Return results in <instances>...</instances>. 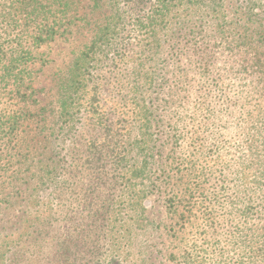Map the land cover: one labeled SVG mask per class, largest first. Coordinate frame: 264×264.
I'll use <instances>...</instances> for the list:
<instances>
[{
	"label": "rangeland",
	"instance_id": "1",
	"mask_svg": "<svg viewBox=\"0 0 264 264\" xmlns=\"http://www.w3.org/2000/svg\"><path fill=\"white\" fill-rule=\"evenodd\" d=\"M70 2L64 27L68 32L38 49L31 64L38 105L21 130L23 146L2 153L0 255L7 244H19L7 264H61L58 240L68 238L76 264H102L106 231L115 223L110 226L109 218L118 219L120 212L126 237L114 264H175L183 248L192 245H208L209 252H216L215 264H242L243 257L247 264L252 258L255 264H264V159L253 161L250 171H242V116L260 105L253 101L242 111V92L253 80L242 72V58L255 56L229 55L215 41L220 36L216 32L224 28L242 34V27H248L254 38H264V10L248 13L245 0L181 6L174 16L180 18L169 27L172 30L161 35L160 45L151 44V50L147 43L138 42V33L131 28L123 34L120 53L95 71L77 95V106L71 107L77 118L70 123L73 130L63 147L69 186L55 196L51 224H40L46 223L48 214L41 218L44 208L35 212V190L48 166L60 159V85L112 13L107 6L96 8L92 0ZM201 27L214 38L208 40L214 52L206 77L201 65L205 57L191 53L196 44L189 38L191 29ZM136 61L142 67H136ZM135 70L141 74L140 91H134ZM202 96L208 97L207 114L200 110ZM143 100L150 112L146 124L136 116ZM230 108L237 111L232 115ZM177 130L183 135H177ZM134 161L139 162L138 169ZM242 185L262 190L250 205L254 214L243 225L246 189ZM187 187L197 188L198 194L186 196L195 209L192 224L182 230L180 216L190 213L186 203L180 204ZM135 198L140 199L137 208ZM143 208L149 227L135 234V220ZM205 231L218 234L204 244L199 233Z\"/></svg>",
	"mask_w": 264,
	"mask_h": 264
},
{
	"label": "trees",
	"instance_id": "2",
	"mask_svg": "<svg viewBox=\"0 0 264 264\" xmlns=\"http://www.w3.org/2000/svg\"><path fill=\"white\" fill-rule=\"evenodd\" d=\"M96 8L103 9L105 6L112 11L108 16L105 25L98 28L94 39L85 52V56H80L74 63L71 75L65 79L59 90V112L58 122H62L63 132L59 137V153L60 159L53 166H48V170L42 176V182L36 187V209L35 212L40 213L44 208L41 218L44 214H48L46 223L41 221L40 224L44 227L51 224L53 210L57 205V198L64 194L69 186L67 156L63 152V147L70 139L69 133L72 132L73 126L70 124L76 120L77 116L71 114L74 106H77L79 92L83 90L95 74L106 61L111 60V56L118 55L121 50V37L131 28L133 32L138 33L137 39L141 44L147 43L149 50L153 46L151 44H159L161 36L165 31L172 30L169 28L173 21H177L180 17L175 18V14L179 13L181 6L187 4L191 7H208L209 5H218L223 0H92ZM245 7L250 14H254L257 9L264 10V0H245ZM73 3L70 0H0V162L2 153H11L21 150L24 137L21 134L22 128L32 118V108L38 105V99L35 98L36 92L32 87L31 64L37 59L36 51L45 44L53 41L60 34H66L69 28H64L71 13ZM202 23L204 20H201ZM184 27V23L180 25ZM242 34L237 29L224 28L216 34V42L222 44L229 51V55L242 54V56H255L254 58H242V72L246 76L252 77V85L243 91L242 111L252 105L253 101H257L255 110H248L247 114L242 116L243 126V141L242 154L245 159L242 160V171L251 170L253 161L264 159V38L259 40L254 38L248 27H242ZM181 32L178 31V33ZM204 27L191 29L189 38L192 37L195 49L191 50L194 54L197 52L204 56L201 62L203 67V76L206 77L210 73L212 64L210 57L214 49L208 48L214 39L207 33ZM170 34L167 33L166 38ZM218 39V41H217ZM143 46V45H142ZM145 51V49L143 48ZM143 51V52H144ZM136 67H142L140 61H136ZM135 79L138 84L135 85L134 91H140L141 77L138 70ZM243 74V73H242ZM258 80V83L256 82ZM257 83L254 87L253 83ZM262 84V85H261ZM71 91V96H70ZM208 97L202 96L200 110L205 114L209 113L211 108L208 104ZM140 110L136 112L137 120L142 123L149 122V109L146 101L140 104ZM78 111V108H76ZM230 114H234L237 110L227 109ZM181 121V119H180ZM176 134L182 136L183 133L176 131ZM135 146L138 148L137 144ZM139 149V148H138ZM62 156V157H61ZM123 160L122 162H124ZM144 161V166H149L147 160ZM191 164V163H190ZM135 169H138V161H134ZM135 170L134 174H137ZM242 188H245L242 185ZM258 188H247L245 196L242 197V225L246 224L251 218L255 210L250 207L255 203ZM189 194L190 198L198 194L197 188L187 187L182 194V202L186 203L189 208V216H180V226L182 230L188 228L192 224V212L195 207L192 206L191 199L186 198ZM136 199L135 208L139 206V198ZM172 208L177 212L176 200H170ZM123 215V214H122ZM97 216V215H95ZM94 216V217H95ZM113 220L111 216L108 222H115L113 226L106 231V252L102 264H114L123 253L121 247L123 238L126 237L121 224L123 220ZM119 221V222H118ZM121 222V223H120ZM135 222L137 223L134 232L145 231L149 227L147 210L143 208V213L139 214ZM119 223L120 226L117 224ZM131 230H129L130 233ZM127 232V231H126ZM123 233V234H122ZM204 240V244H208L210 236H216L218 233L205 231L199 233ZM212 234V235H210ZM244 234V233H243ZM242 234V238H243ZM23 237V236H22ZM19 244L7 246L0 255V264L10 262V255ZM58 253L61 264H76L71 259L74 253L71 251L68 238L58 240ZM180 260L175 264H215V251L209 252L208 245H192L188 248H183ZM81 253V250L79 254ZM114 258H117L114 261ZM244 258V257H243ZM242 264H247L243 260ZM249 261V260H248ZM252 258L250 264H255ZM225 264V263H222Z\"/></svg>",
	"mask_w": 264,
	"mask_h": 264
}]
</instances>
